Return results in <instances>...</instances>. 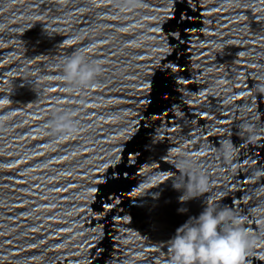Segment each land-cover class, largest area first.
Returning a JSON list of instances; mask_svg holds the SVG:
<instances>
[{
	"label": "clouds",
	"instance_id": "obj_1",
	"mask_svg": "<svg viewBox=\"0 0 264 264\" xmlns=\"http://www.w3.org/2000/svg\"><path fill=\"white\" fill-rule=\"evenodd\" d=\"M142 5L143 0H121L119 6L126 8ZM63 43L71 44L72 41ZM86 51L74 50L61 59L62 75L59 78L66 82L68 90L95 86L103 71L102 63L89 61ZM257 88L264 90V84L257 85ZM6 100L7 98L0 99V104ZM73 115L70 111H58L54 119L49 121L48 127L59 138L75 134L79 129L72 119ZM248 139L251 140L252 137L249 136ZM236 150L231 139L223 140L218 149L225 161H231ZM175 167L179 173L178 178L166 177L163 172L153 173L137 188H154L171 179L173 188L182 193L178 197L181 204L211 192L209 176L194 160L181 158ZM205 205L198 216H190L178 227L174 237L166 243L168 259L165 264H246V258L256 245V238L251 230L244 226L242 218L231 208L218 205L211 195H207ZM179 211L185 213L188 210L181 208Z\"/></svg>",
	"mask_w": 264,
	"mask_h": 264
}]
</instances>
